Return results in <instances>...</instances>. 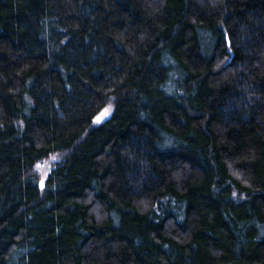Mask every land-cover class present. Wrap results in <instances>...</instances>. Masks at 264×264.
<instances>
[{
	"label": "trees",
	"instance_id": "trees-1",
	"mask_svg": "<svg viewBox=\"0 0 264 264\" xmlns=\"http://www.w3.org/2000/svg\"><path fill=\"white\" fill-rule=\"evenodd\" d=\"M0 264H264V0H0Z\"/></svg>",
	"mask_w": 264,
	"mask_h": 264
},
{
	"label": "rangeland",
	"instance_id": "rangeland-1",
	"mask_svg": "<svg viewBox=\"0 0 264 264\" xmlns=\"http://www.w3.org/2000/svg\"><path fill=\"white\" fill-rule=\"evenodd\" d=\"M113 113V107L112 106H108L106 108H104L95 118V123L99 124L102 123L104 121H106L107 119H109L111 117ZM45 169L48 168V166H44Z\"/></svg>",
	"mask_w": 264,
	"mask_h": 264
}]
</instances>
